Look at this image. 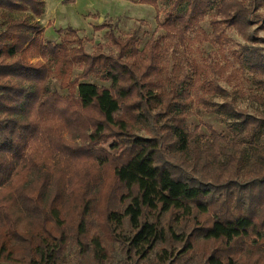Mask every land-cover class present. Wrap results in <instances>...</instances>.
I'll list each match as a JSON object with an SVG mask.
<instances>
[{"label": "trees", "instance_id": "16d2710c", "mask_svg": "<svg viewBox=\"0 0 264 264\" xmlns=\"http://www.w3.org/2000/svg\"><path fill=\"white\" fill-rule=\"evenodd\" d=\"M138 2L165 35L140 48V30L120 37L104 21L112 50L89 53L73 28L44 41L45 0H0L35 17L0 31V263L108 264L118 244L119 264H264V110L239 108L208 78L191 85L162 59L209 16L213 38L234 28L246 41L236 60L264 106L262 0H171L164 21L158 0ZM195 100L231 134L191 130Z\"/></svg>", "mask_w": 264, "mask_h": 264}, {"label": "rangeland", "instance_id": "374dc122", "mask_svg": "<svg viewBox=\"0 0 264 264\" xmlns=\"http://www.w3.org/2000/svg\"><path fill=\"white\" fill-rule=\"evenodd\" d=\"M46 1L47 12L44 23L47 28L43 36L44 41L60 42L59 30L64 29L66 32L73 28L78 30L79 36L84 39V47L87 52H94L97 43H102L105 45L104 52L108 53L112 48L107 37V29H87L91 25L90 23H99L104 16L113 17L108 21L116 26V33L120 37L140 30V48L152 35H165L162 30L156 32L158 21L155 7L151 4L137 3L139 0H115L116 3L111 2L114 0ZM158 7L160 11L159 20L164 21L166 13L171 7V0H158ZM259 13L262 15V21L256 27H259L258 33L264 48V0H262ZM10 18L35 19L30 11L0 9V31L5 29ZM212 32L211 20L209 16H206L200 24L190 28L185 45L174 42L169 46L168 52L162 53L163 63L168 65L170 71L176 68L177 75L180 77L189 76L186 80L188 83H192L191 85H195L199 78H208L229 90L231 98L239 108L247 109L249 113L259 115L264 110V106L252 97L261 96L262 92L255 84L252 75L243 71L236 60V54L241 51L246 41L234 28H226L219 39L213 38ZM192 62H196L200 67V75L190 67L189 64ZM80 73V68L76 67L70 76V80H74ZM86 81L99 86L110 85L109 82L95 77H90ZM49 88L51 91H58L63 99L68 95V89L61 87V81L56 75L51 77ZM215 100L221 101L218 98ZM190 109L192 115L188 119V125L191 130L199 126L202 132L209 135L207 127L212 126L218 131L231 134L228 122L216 113H209L203 108H199L196 100ZM138 132L139 134H146L144 130ZM114 140V137L109 138L104 146L108 148ZM113 256L114 258L108 264H119L122 255L118 249V244H115ZM68 258L74 259L75 253L68 251Z\"/></svg>", "mask_w": 264, "mask_h": 264}, {"label": "crops", "instance_id": "0c3cea01", "mask_svg": "<svg viewBox=\"0 0 264 264\" xmlns=\"http://www.w3.org/2000/svg\"><path fill=\"white\" fill-rule=\"evenodd\" d=\"M45 2H46L45 14L43 15L42 18H40V21H41V23L43 24V26H44L45 29H46L47 26H46V24L44 23V18H45L46 12H47V1L45 0ZM111 2L116 3L115 0H114V1H111ZM137 3H139V2H137ZM108 19H113V17H110V16L105 17V16H104L103 18L100 19L99 23H95V22L90 23L91 25H90L89 28H87V29H92V30H94V29H96V27L101 26V24H100L101 22H104V21L109 22ZM110 23H111V22H110ZM44 34H45V33H44Z\"/></svg>", "mask_w": 264, "mask_h": 264}]
</instances>
